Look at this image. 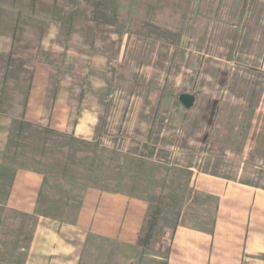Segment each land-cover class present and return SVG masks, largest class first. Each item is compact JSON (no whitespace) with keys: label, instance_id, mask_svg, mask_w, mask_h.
Returning a JSON list of instances; mask_svg holds the SVG:
<instances>
[{"label":"rangeland","instance_id":"374dc122","mask_svg":"<svg viewBox=\"0 0 264 264\" xmlns=\"http://www.w3.org/2000/svg\"><path fill=\"white\" fill-rule=\"evenodd\" d=\"M9 10L23 12L20 35L52 17L63 41H101L113 69L87 141L20 120L34 78H63L61 53L56 72L35 77L34 44L0 45V85L12 88L0 105V264L142 263L180 227L264 234V0H0V36ZM67 70L79 100L87 72ZM183 93L196 96L190 110ZM24 172L40 186L15 187Z\"/></svg>","mask_w":264,"mask_h":264},{"label":"crops","instance_id":"0c3cea01","mask_svg":"<svg viewBox=\"0 0 264 264\" xmlns=\"http://www.w3.org/2000/svg\"><path fill=\"white\" fill-rule=\"evenodd\" d=\"M37 1L41 5L53 6L55 4V0ZM9 12L11 13L10 32L0 36L3 51L5 50L10 55L16 43L34 44L36 55L32 70L35 77L56 72V68L51 66V62L59 56L55 55L56 51L60 52L63 58L60 68L63 67V78L58 85H51L41 82L40 78H34L33 87L27 88L23 101L21 104L18 103L21 108V122H34L41 126H49L53 130H61L75 138L92 140L96 136L100 120L98 108L101 106L102 90L106 86V77L113 69L111 52L109 53L101 41L90 42L85 35L76 31L71 33L69 39L63 41L61 37L56 36L53 30L57 20H53L52 17L45 22L47 30L44 32L40 30L39 34L33 37L20 35L19 28L23 24L26 26L25 22H22L23 12L21 15L18 14L17 19L13 16L14 11L9 10ZM39 14L48 15L49 13L39 12ZM35 20L41 21L42 19L35 17ZM76 27L77 25H74V28ZM16 28H18L17 33ZM67 44L69 46H66ZM75 44L80 45L75 46ZM74 64L87 72V88L80 94L79 100H75L76 96L68 83L67 69H72ZM46 69L47 72H45ZM11 92V86L3 80L0 85L2 108L12 106ZM13 121V119L10 120V122ZM18 177L14 185L17 188L40 186L41 175L36 172H24ZM2 182H4L3 178L0 177V183ZM5 201L7 202V198ZM2 217L8 219L7 213ZM236 233L240 234L241 238H238L239 235L236 236ZM246 234L247 240L245 241L243 239ZM244 235L241 230L226 229L220 226L210 232L191 227H180L177 228L172 242L159 246L160 252L156 250V256L152 255L154 259L137 264H264V234L255 232L244 233Z\"/></svg>","mask_w":264,"mask_h":264},{"label":"trees","instance_id":"16d2710c","mask_svg":"<svg viewBox=\"0 0 264 264\" xmlns=\"http://www.w3.org/2000/svg\"><path fill=\"white\" fill-rule=\"evenodd\" d=\"M160 214L161 212L159 209H154L150 213L148 218L147 230L143 233V236L140 237L138 240L139 247L146 248L150 245Z\"/></svg>","mask_w":264,"mask_h":264},{"label":"water","instance_id":"95a60500","mask_svg":"<svg viewBox=\"0 0 264 264\" xmlns=\"http://www.w3.org/2000/svg\"><path fill=\"white\" fill-rule=\"evenodd\" d=\"M179 101L185 109L190 110L195 106L196 96L189 93H183L179 96Z\"/></svg>","mask_w":264,"mask_h":264}]
</instances>
